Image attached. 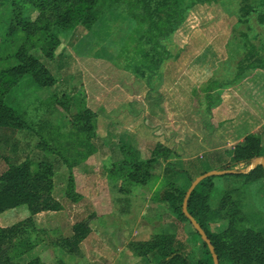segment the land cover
Returning <instances> with one entry per match:
<instances>
[{"label": "rangeland", "instance_id": "obj_1", "mask_svg": "<svg viewBox=\"0 0 264 264\" xmlns=\"http://www.w3.org/2000/svg\"><path fill=\"white\" fill-rule=\"evenodd\" d=\"M252 1L255 10L246 22L240 23L241 0H205L201 3L178 0L183 19L172 34L162 39L169 55L148 78V60H145L144 46L137 44V39L142 32L139 28L147 27L149 21L144 19L141 26L130 15L141 12L145 16V12L133 9L129 0H97L91 8L73 0L71 5L69 2L64 7L75 10L67 28L58 24L55 18L47 22L46 12L41 13L30 0H0L1 56H9L23 45L26 54L34 57L52 77L50 85H40L30 73L3 78L0 83V100L23 115L28 126L14 132L19 160L39 161L48 157L59 165L53 177V195L63 202V211L53 216L50 211L49 215H40L43 219H39L42 224L61 226V229L51 226V239L67 234L73 220L85 219L96 214V210L102 213L100 216L108 213L112 200H108L107 195L114 194L109 184L117 186L109 182L114 180L108 167L122 160L120 144L127 143L138 150V137L146 132L151 136L140 144L141 150L145 151V146L156 142L153 137H159L161 141L155 146L163 142L174 153L167 157L159 155V162H168V157L172 162H187L180 157L190 154L186 149L189 145L190 151L195 153L207 148L208 141L211 144L212 140L225 136L224 142L230 147L239 136L259 127L264 121V69H255L242 80L228 83L244 52V39L234 32L245 31L258 48L264 43V23L257 19L258 14L264 12V2ZM92 10L95 17L86 26L82 17H91ZM17 12L34 26L42 27L48 23L46 38L36 31L22 30L11 38L9 24ZM49 36L52 39L49 40ZM4 68L5 62L0 70ZM6 81L7 87H4ZM85 107L97 114L91 139L95 151L72 168L73 177L83 191V198L73 205L66 197L67 166L60 160L57 162L59 155L56 152L42 149L40 142L44 140L52 147L57 140L64 143L73 131L71 117ZM57 129L56 138L54 131ZM254 132L264 136V123ZM212 150L201 152V156L193 159L207 162V155ZM261 154L258 157L264 156V142ZM75 155L72 149L65 156ZM0 162L6 161L1 159ZM1 165L2 168L7 166ZM212 179L210 204L215 206L226 192H230V196L242 202L246 221L264 235V178L242 181L233 175H214ZM152 181L149 180L147 186ZM150 201L145 203L149 208L143 218L156 227ZM96 216L98 224L100 216ZM157 220L160 221L161 216ZM226 225L224 218H212L207 222L211 232H220ZM185 234L182 230L179 236L184 239ZM49 248H53L52 241H49L48 249H40L45 261L53 260V251ZM204 250L198 237L186 246L194 264Z\"/></svg>", "mask_w": 264, "mask_h": 264}, {"label": "trees", "instance_id": "obj_2", "mask_svg": "<svg viewBox=\"0 0 264 264\" xmlns=\"http://www.w3.org/2000/svg\"><path fill=\"white\" fill-rule=\"evenodd\" d=\"M76 1L84 2L87 8H91L97 0ZM195 1L201 3L205 0ZM30 2L41 13L46 12L47 22L55 18L56 22L63 28L70 25L75 10L71 7L64 9V7L69 2L71 5L73 0H30ZM252 2V0H241L238 9V22H246L248 16L255 10V5ZM129 4L134 6H131L133 9H142L145 12V16L141 12L130 14L137 19L141 26L145 22L144 19L149 21L147 27L139 28L142 32L137 39V44L144 46L143 53L145 60H148L146 68L150 69L147 77L150 78L169 55L167 48L161 41L164 37L172 34L181 24L182 9L178 0H129ZM90 14L91 17H82V22L86 26L95 17L93 10ZM257 19L260 23H264V12L258 14ZM31 26L37 30L32 29ZM47 28L48 23L42 27L34 26L25 21L20 12H17L14 21L9 24L8 33L12 38L19 30L36 31L41 37L46 38ZM234 33H238L244 39V52L241 58L237 60L233 78L228 83L242 80L250 71L255 69H264V43L261 46L263 49L258 48L257 43L245 31L239 30ZM50 39H52L51 36H49ZM4 62L5 68L0 70V83L3 78L30 73L40 85L52 84V77L34 57L26 54L23 45L19 46L9 56L2 57L0 54V67ZM158 72L155 76L158 75ZM141 75L144 76V72ZM7 82L4 83V87H7ZM96 117L97 114L94 111L85 107L71 117L70 122L73 131L69 133V138L64 143L57 140L54 141L55 146L52 147L44 140L40 142L42 149H51L56 152L59 155L57 162L60 160L62 164L67 166L69 177L65 186L66 197L72 201H77L80 198L75 189L72 168L95 151L91 139L94 136L93 123ZM27 127L23 115L0 100V160L6 161L0 162V264H20L17 262L18 257L31 251L38 244L42 242L48 244L49 241H52L54 247L61 248L68 254L80 256V243L94 229L98 219L96 214H90L87 218L76 221L72 225L71 235L56 236L51 239L50 229L47 228L46 224L39 221L42 218L38 213L57 211L62 208L60 202L53 195V177L59 165L48 157L39 161L19 160L18 142L14 139V132L17 129ZM54 132L57 138L59 129ZM263 142L264 136L258 132H251L245 135L240 143L209 152L207 159L205 158L207 162L204 164L201 159L187 160V162H193L192 166L189 167L190 170H181L187 172L188 185L182 189L172 185L173 183H169L170 186L164 190L161 199L178 219L190 223L182 211V202L186 190L194 178L212 169L233 170V173L224 175L243 177L247 181L259 177L263 178V168L259 165L248 173L241 172L255 157L262 155ZM72 149L76 155L74 157L65 156ZM120 150L124 155L122 160L110 164L108 170L111 179L120 180L118 190L121 193L129 192L131 186L147 183L152 169L159 162V155L167 157L171 153L170 148L162 144H157L150 156L145 159L140 157L138 150L127 143L120 144ZM1 163L7 166L2 168ZM213 177L214 175H211L202 179L194 187L187 201L188 213L206 232L214 247L219 264H264V235L246 221L242 202L230 196V192H226L219 200L218 205L211 209L209 196L213 188ZM23 204L27 206L29 211L27 217L8 225L2 222L4 213ZM212 218L226 219V227L220 232L209 231L207 222ZM192 234L202 241L193 226ZM202 243L205 250L197 264H213L206 243L204 241ZM128 247L140 257L154 253L155 258L151 264H194L193 259L186 252L184 242L173 234L158 232L146 240L130 241ZM23 264L47 263L39 256H35ZM58 264L65 263L58 259Z\"/></svg>", "mask_w": 264, "mask_h": 264}, {"label": "crops", "instance_id": "obj_3", "mask_svg": "<svg viewBox=\"0 0 264 264\" xmlns=\"http://www.w3.org/2000/svg\"><path fill=\"white\" fill-rule=\"evenodd\" d=\"M211 112L215 114V112L211 109ZM264 123H260L259 127L255 129H250L241 136L238 137V141L235 143H240L243 141V138L248 133L258 131L260 126ZM143 130H139L141 132ZM145 131V130H144ZM239 133V132H238ZM148 136H151L148 134ZM147 133L140 134L138 137L139 142L138 145H136L140 157L146 158L149 157L152 150L155 147V144L157 141H161L159 137H153L156 139V142L152 144L151 146L146 147L145 151L140 149V144L142 142H146V138H148ZM219 137V136H218ZM226 137L223 136V139L220 137L218 139H215V141L207 142V145L205 149H202L198 152L192 153L193 150L190 151L192 147L186 148L189 151V155L181 156V160H190L196 157L197 155L201 156V152H207L212 150L221 149L227 146L224 141H226ZM124 142V141H123ZM162 143L164 146L169 147L168 145ZM193 146V145H191ZM212 146V147H211ZM195 148H197L195 146ZM199 150V147L197 148ZM196 149V150H197ZM201 149V148H200ZM171 155H174L173 149L170 148ZM194 152V151H193ZM180 153V152H179ZM182 155V153H180ZM187 154V153H186ZM166 161L168 162H161L157 163V166L152 169L151 176L149 180L153 179L152 183L147 186L149 183V180L145 184H138L131 186L130 191L127 193H121L118 190L119 187V180L115 181H109L110 183H116L117 186H113L112 184H109V187L112 191H114V194H109L108 200H112L110 203V206L108 208V213L104 214L103 216L100 211H95L97 215H99L98 224L94 227V229L83 239V241L80 243V256H75L68 254L66 251L62 250L61 248L54 247L49 248L52 249V259L45 261L46 259H43V255L40 254V249L46 250L48 249V244L45 242H42L38 244L36 247H34L31 251L21 255L17 258V262L20 264H23L27 262L29 259L39 256L42 258L44 262L47 264H58V259L62 260L65 264H151L154 260V253H151L147 255L146 257H140L134 254V252L128 247V243L130 241H142L149 239L152 235L158 232H163L165 234H173L178 239L184 242L185 246H190L193 242H195V237L192 234V224L189 223L186 220L178 219L167 207L166 203L161 199L162 194L166 188H168L170 185L169 183H173L172 185H175L177 188H185L188 185V176L186 175L187 172L190 170L189 167L192 166L193 162H172V158H167ZM180 161V160H179ZM204 164V162H202ZM219 164V162H217ZM160 168V169H159ZM183 169V170H181ZM75 179V178H74ZM240 179L243 181H246L243 177H240ZM214 180L212 179V182ZM232 183V182H229ZM235 181H233L232 184H234ZM246 183V182H245ZM75 189L80 195V198L77 201H71V203H77L80 199L83 198V191L78 186V183L75 179ZM235 186V185H234ZM152 202V209L153 214H151L156 220L155 225L156 227H153L151 222H146L144 220L143 216L147 208L145 203ZM60 204L62 205V208L58 211H52L50 215H56L58 213H61L64 207V204L62 201L58 200ZM147 201V202H146ZM219 202H216L215 206L210 204L211 209L215 208L218 205ZM75 205V204H73ZM26 206V205H25ZM23 205H19L14 207L13 209L7 211L2 216V222L4 224H12L17 221H20L27 217L29 215V211L27 206L25 207ZM112 209V212H109V210ZM114 211V212H113ZM50 211L38 213V215H49ZM115 215L113 218L110 219L108 217L109 215ZM74 215V214H73ZM161 216V220L158 221L157 218ZM41 217V216H40ZM108 217V219H107ZM42 218V217H41ZM165 218V219H163ZM43 219V218H42ZM163 219V220H162ZM111 220L112 222H110ZM75 221L79 220H73L69 223L70 231L67 234L63 235H71V227ZM162 221V222H161ZM51 222V221H48ZM188 223V224H187ZM51 226L57 227L61 229V226H54V224H47L48 229H52ZM184 231L185 238L182 239L179 234L180 231ZM192 240L191 239V237ZM187 241V243H186Z\"/></svg>", "mask_w": 264, "mask_h": 264}, {"label": "water", "instance_id": "obj_4", "mask_svg": "<svg viewBox=\"0 0 264 264\" xmlns=\"http://www.w3.org/2000/svg\"><path fill=\"white\" fill-rule=\"evenodd\" d=\"M261 166L263 168V178H264V156L262 157H256L255 159H253L251 161V163H249L244 169L241 170V172L243 173H248L249 171L253 170L255 167L257 166ZM233 170H229V169H223V170H217V169H212V170H208L200 175H198L197 177L194 178V180L191 182L190 186L188 187V189L186 190L183 202H182V211L183 213L188 217L190 223L192 224V226L195 228V230L198 232V234L200 235L202 241H204L211 253L212 259H213V264H219L218 261V257L214 251V247L211 244L210 239L208 238L206 232L202 229V227L199 225V223L195 220L194 217H192L188 211H187V201H188V197L190 195V193L192 192V190L194 189V187L204 178L211 176V175H224V174H228V173H233Z\"/></svg>", "mask_w": 264, "mask_h": 264}]
</instances>
